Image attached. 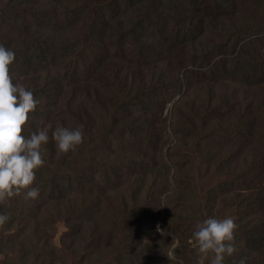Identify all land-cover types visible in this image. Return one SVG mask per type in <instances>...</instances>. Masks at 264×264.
I'll list each match as a JSON object with an SVG mask.
<instances>
[{
    "label": "trees",
    "instance_id": "trees-1",
    "mask_svg": "<svg viewBox=\"0 0 264 264\" xmlns=\"http://www.w3.org/2000/svg\"><path fill=\"white\" fill-rule=\"evenodd\" d=\"M0 44L38 101L22 134L49 133L38 198L0 204V264H196L208 217L237 225L223 264H264V0H0Z\"/></svg>",
    "mask_w": 264,
    "mask_h": 264
},
{
    "label": "clouds",
    "instance_id": "clouds-1",
    "mask_svg": "<svg viewBox=\"0 0 264 264\" xmlns=\"http://www.w3.org/2000/svg\"><path fill=\"white\" fill-rule=\"evenodd\" d=\"M14 60L15 53L0 44V204L21 193L26 201L38 198L39 189L32 185L36 179V170L45 163L42 145L49 140L47 128L31 132L27 137L22 134L28 114L35 110L38 101L32 91L13 83L9 66ZM51 138L61 153H67L83 142L82 126L71 129L57 126L52 131ZM9 219L8 214L0 213V226ZM236 228L232 217H208L198 221L191 234L198 253L196 264H204L209 253L213 254L211 264H223L225 255L231 256L236 251ZM157 230L164 234L159 226ZM179 247L180 241L172 236L165 253L169 261L176 259V250Z\"/></svg>",
    "mask_w": 264,
    "mask_h": 264
},
{
    "label": "rangeland",
    "instance_id": "rangeland-1",
    "mask_svg": "<svg viewBox=\"0 0 264 264\" xmlns=\"http://www.w3.org/2000/svg\"><path fill=\"white\" fill-rule=\"evenodd\" d=\"M82 26L84 27V28H86V29H89V28H91L92 27V25H91V23H86L84 20L82 21ZM188 69L187 70H190V72H191V75L192 76H195V75H197V72H196V69L195 68H190L189 69V67H187ZM17 71H13L12 73H13V75H12V77H13V80H16V82L18 83V84H20L21 83V79H23L24 77L23 76H21V75H17V73H16ZM168 107H169V105H167L165 108H164V110H163V114L162 115H165V113H167V111H168ZM168 121V119H166V122ZM165 129V128H164ZM165 130H167V132L169 133V137H171V139H172V134H171V132H170V129L168 128V126H166V129ZM171 176L169 175L168 176V180H167V183H168V185L166 186V188L162 191V193H160L159 194V203H160V216H162L163 214H164V212L166 213V211H172L173 213H174V215H175V212L173 211V202L171 201L169 204H167V205H165V203H164V201H163V198L164 199H166V198H168L167 197V195H169L170 196V198H171V200H173V199H176V198H174L175 197V195L177 194V190L175 189V186H174V182H172L171 183ZM162 184H163V182H162V179H159V180H157L156 181V186H157V188H161L162 187ZM172 184V186L170 187V185ZM162 199V200H161ZM170 200V199H169ZM158 223H159V220H158V222H157V225H158ZM63 229V227H62V225L61 224H59V226H58V230L60 231V230H62Z\"/></svg>",
    "mask_w": 264,
    "mask_h": 264
}]
</instances>
